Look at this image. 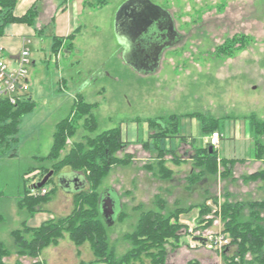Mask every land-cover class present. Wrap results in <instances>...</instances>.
I'll return each mask as SVG.
<instances>
[{
    "label": "rangeland",
    "instance_id": "rangeland-1",
    "mask_svg": "<svg viewBox=\"0 0 264 264\" xmlns=\"http://www.w3.org/2000/svg\"><path fill=\"white\" fill-rule=\"evenodd\" d=\"M127 1L87 0L70 46L60 40L55 50L51 48L53 23L37 29L25 44L34 60L28 76L32 108L21 117L14 140L0 157V241L9 249L5 263L104 264L93 254L89 240L76 244L66 230L34 257L16 252L11 231L20 228L24 220L38 226L72 211L75 194L57 185V174L71 170L60 166V160L75 144H86L88 138L112 128L121 132L122 147L115 155H129L130 161L112 164L96 190L109 189L115 200L113 222L102 219L116 257L132 248L126 235L133 230L139 213L156 209L155 201L161 199L165 212L185 209L177 219L186 225L179 240L166 246L163 264L193 260L226 264L224 248L208 247L197 237L220 234L229 240L219 213L214 214L224 200H264V180L244 179L264 167V152L257 158L248 123L252 114L264 121V0H149L168 11L180 35L164 50L152 72L133 68L119 43L114 21ZM37 23L35 20L34 28ZM78 96L92 105L95 127L85 128L86 116L81 114L75 121L76 132L66 138L60 155L49 158L57 124L73 117ZM173 115L178 117L185 139H165L158 150L147 149L144 142L159 129L156 120L170 123L174 119L168 118ZM199 118H208L210 129L216 126L219 133L216 145L208 144L216 155L217 173L194 179L192 175L200 170L194 156L211 135L201 131ZM259 140L264 143V134ZM224 160L232 164L225 176ZM161 165L170 170L167 178L159 174ZM50 171L40 186L46 192H39L37 183ZM81 182L89 191L82 174ZM24 195L46 197L39 213L30 216L19 206ZM202 202L212 207L204 215L210 220L196 225L195 206ZM258 213L264 224V209ZM43 215L46 218L41 221ZM248 216L246 206L242 217ZM143 264L148 261L144 259Z\"/></svg>",
    "mask_w": 264,
    "mask_h": 264
},
{
    "label": "trees",
    "instance_id": "trees-1",
    "mask_svg": "<svg viewBox=\"0 0 264 264\" xmlns=\"http://www.w3.org/2000/svg\"><path fill=\"white\" fill-rule=\"evenodd\" d=\"M65 2V1H64ZM16 0H0V36L4 35L5 30L14 23H24L32 25L36 18L35 8L32 6L21 15L14 13ZM77 32V31H76ZM76 32L70 33L65 37L52 36L53 50L58 47L60 40H66L70 46L75 38ZM31 97L16 105L10 104L7 99L0 101V157L8 151L11 141L17 132L21 117L28 113L32 108ZM92 105L86 102L81 96H78L74 103L73 117L69 116L60 120L53 135V141L48 157L56 159L60 151L64 148L65 140L68 136L76 132L75 121L81 114H85L84 126L88 130L95 127L93 116L91 115ZM177 116H170L172 122L163 123L160 119L156 120L159 129L148 136L144 142L147 149H159L160 143L165 139H182L185 136L181 134ZM208 118H199L202 132L216 131V126L210 129ZM167 120V119H166ZM250 132L256 142L257 158L262 157L264 152V143L259 140V136L264 134V121L251 115L248 119ZM194 140V138H192ZM121 132L119 128H112L98 135L88 138L86 144L77 143L60 160L61 164L69 166L71 171L80 172L88 184V190L85 189L75 193L76 205L72 211L65 217L56 220L49 219L41 222L38 226H29L26 221H22L20 228L11 231V236L16 245V252L22 255L37 256L40 250L47 243L60 237L63 230H66L71 240L80 244L86 240L91 243L93 254L104 264H133L138 261L143 264L144 259L148 264H163L166 255V246L177 242L185 231V224L179 222L177 216L185 209L177 208L165 212L164 202L161 199L155 201L156 209H147L139 213L136 224L130 234L126 235L130 240L132 248L120 257L114 255V251L109 247L104 221L102 219L99 198L100 192H97V186L100 184L104 175L109 171L112 164H127L130 161L129 155L125 158H119L115 151L120 149ZM195 163L200 166V170L194 176V179L207 175H216L217 161L214 150L209 149L208 143L201 147L200 151L194 156ZM224 171L222 175L230 174L231 169L229 160H224ZM264 164V158L262 159ZM152 169L151 165L146 166ZM159 174L162 178H167L170 170L161 165ZM244 179L250 181L264 180V167L254 171ZM46 197H30L24 195L19 201V206H24L29 215L40 211L41 203ZM216 203V201H215ZM249 209V216L243 218V209ZM198 208V219L196 225H199L205 219L204 215L212 211V207L207 206L205 202L195 206ZM264 209V200L254 201H230L224 200L218 210L220 219L223 223V231L228 234L229 245L224 249V261L226 264H264V224L258 210ZM209 222V221H207ZM195 225V226H196ZM173 247V245H171ZM232 252L229 253V248ZM228 252V255L226 254ZM9 255V249L0 241V264H18L5 263L3 258ZM187 264H200L198 261H189Z\"/></svg>",
    "mask_w": 264,
    "mask_h": 264
},
{
    "label": "water",
    "instance_id": "water-1",
    "mask_svg": "<svg viewBox=\"0 0 264 264\" xmlns=\"http://www.w3.org/2000/svg\"><path fill=\"white\" fill-rule=\"evenodd\" d=\"M161 13H164L161 20L164 22V20L168 19L170 29H174L173 21L168 11L153 4L149 0H128L122 4L117 12L114 25L119 43L124 47V57L128 58V63L139 71H154L158 66L157 61L162 51L172 45L173 41L162 42L160 40L158 43L156 41V36H158V34L156 33L155 26L156 21L160 19L159 15H161ZM169 38L170 40L174 39V37ZM177 38L179 39L180 36H177ZM155 45H157V48L153 52V59L145 58L146 60H144L138 58L141 53L148 54V52H151ZM140 59L142 61H140ZM211 148L212 147L209 146L210 150ZM51 174V171L47 173L43 179L37 183V186L40 187L44 185ZM57 185L65 192L75 194L83 190L84 184L81 182V174L72 171L57 174ZM99 208L101 216L108 224H111L113 222V217L116 215V211L115 200H113L109 189L101 192ZM196 240H202V238L197 237Z\"/></svg>",
    "mask_w": 264,
    "mask_h": 264
},
{
    "label": "crops",
    "instance_id": "crops-1",
    "mask_svg": "<svg viewBox=\"0 0 264 264\" xmlns=\"http://www.w3.org/2000/svg\"><path fill=\"white\" fill-rule=\"evenodd\" d=\"M86 1L87 0H16L14 13L16 15H21L25 13L28 8L33 6L36 11L35 20H37L38 23L35 28L33 26L34 22L32 25L24 23L12 24L7 28V35L4 34L0 36V46L4 49L6 55L14 57L21 47L26 44L29 37L35 34L37 29L41 31V29H44V27H47L51 23H53V27L50 28L51 35L65 37L70 33L76 32L80 27L78 19ZM32 63H34V60H32ZM63 172L72 171L66 170ZM45 218V215H43L40 220L42 221Z\"/></svg>",
    "mask_w": 264,
    "mask_h": 264
},
{
    "label": "built area",
    "instance_id": "built-area-1",
    "mask_svg": "<svg viewBox=\"0 0 264 264\" xmlns=\"http://www.w3.org/2000/svg\"><path fill=\"white\" fill-rule=\"evenodd\" d=\"M27 41L29 42V40ZM31 64L30 49L25 45L14 57L6 55L0 46V101L7 99L10 104L16 105L29 97L28 76ZM218 137L217 131L211 133L207 143L215 146ZM31 190H35V187ZM38 190L39 192H46L45 187H38ZM201 238L204 239V243L208 244V247L214 249H225L229 245L228 238L220 234Z\"/></svg>",
    "mask_w": 264,
    "mask_h": 264
},
{
    "label": "flooded vegetation",
    "instance_id": "flooded-vegetation-1",
    "mask_svg": "<svg viewBox=\"0 0 264 264\" xmlns=\"http://www.w3.org/2000/svg\"><path fill=\"white\" fill-rule=\"evenodd\" d=\"M164 13H161L160 16V19H158V21H156V26H155V30H156V33L158 34V36H156V41L157 43L161 40L162 42H165V41H173L172 44L176 43L179 39L177 38V36H180L179 33L175 30L174 28V25H173V28L174 29H170V24H169V20L166 19L164 20V22L161 20L162 19V15ZM166 16V15H165ZM168 18V17H167ZM169 37H174V39L170 40ZM154 41V42H156ZM157 48V45L154 46V49L151 50V52H148V54L146 53H141L138 58H141V59H144L146 60L145 58H149V59H153L154 58V55H153V52L155 51V49ZM168 48V47H167ZM166 48V49H167ZM164 49V50H166ZM164 50L162 51V53L164 52ZM162 53L160 54V57L157 61V65L159 64V61H160V58H161V55ZM140 59V61H142ZM145 62V61H144ZM143 62V63H144ZM153 63V62H152ZM157 68V67H156ZM155 68V69H156ZM57 178V176H56Z\"/></svg>",
    "mask_w": 264,
    "mask_h": 264
}]
</instances>
